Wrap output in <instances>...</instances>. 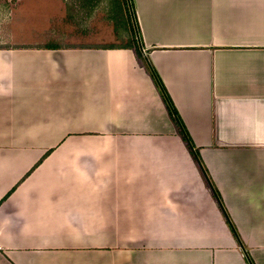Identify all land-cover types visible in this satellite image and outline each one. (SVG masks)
<instances>
[{
	"label": "crops",
	"instance_id": "1",
	"mask_svg": "<svg viewBox=\"0 0 264 264\" xmlns=\"http://www.w3.org/2000/svg\"><path fill=\"white\" fill-rule=\"evenodd\" d=\"M132 3L142 61L0 48V264H264V0Z\"/></svg>",
	"mask_w": 264,
	"mask_h": 264
},
{
	"label": "rangeland",
	"instance_id": "2",
	"mask_svg": "<svg viewBox=\"0 0 264 264\" xmlns=\"http://www.w3.org/2000/svg\"><path fill=\"white\" fill-rule=\"evenodd\" d=\"M62 1L72 5L74 12L68 14L67 24L79 22L77 28L51 23L55 8L51 0H0V48H48L54 43L86 40L84 36L88 34L100 40L96 47L128 46L130 37L126 23L122 18L120 21L119 0Z\"/></svg>",
	"mask_w": 264,
	"mask_h": 264
},
{
	"label": "trees",
	"instance_id": "3",
	"mask_svg": "<svg viewBox=\"0 0 264 264\" xmlns=\"http://www.w3.org/2000/svg\"><path fill=\"white\" fill-rule=\"evenodd\" d=\"M129 2H130L132 15H133L134 24H133L131 14L129 11V7H128L126 0H119L120 21L123 19L124 23H126V28L129 32V37H130L128 46L121 47V49H132V50H134V52L136 53V56L138 57V59H140V58H143V54L140 50L139 43L141 46H142V43H141V39H140V35H139V28H138V24H137L136 15H135L132 0H129ZM116 20L119 21L118 15L116 17ZM135 31L138 33V40H137V36H136ZM49 49H51V48H49ZM162 93L167 100V104H168L167 106H168V112H169L170 118H171L172 122L176 125V127L178 128V131L180 133L182 140L188 146L189 149L194 150V146L190 140V137H189L188 133L186 132L185 127L182 124L180 118L178 117L176 110L174 109L173 105L169 102L168 98L165 96L163 90H162Z\"/></svg>",
	"mask_w": 264,
	"mask_h": 264
},
{
	"label": "water",
	"instance_id": "4",
	"mask_svg": "<svg viewBox=\"0 0 264 264\" xmlns=\"http://www.w3.org/2000/svg\"><path fill=\"white\" fill-rule=\"evenodd\" d=\"M126 2L128 4L129 11H130V14H131V18H132V21H133V15H132L131 7H130V2H129V0H126ZM133 24H134V21H133ZM135 33H136L137 40H138V33L136 31H135ZM139 47H140V50H141L142 54L144 55V50L142 49V46L140 45V43H139Z\"/></svg>",
	"mask_w": 264,
	"mask_h": 264
}]
</instances>
